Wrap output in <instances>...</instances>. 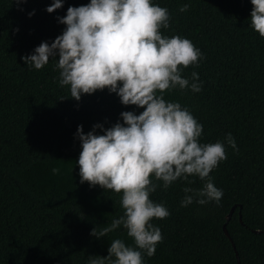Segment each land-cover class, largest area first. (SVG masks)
<instances>
[{"label": "trees", "instance_id": "1", "mask_svg": "<svg viewBox=\"0 0 264 264\" xmlns=\"http://www.w3.org/2000/svg\"><path fill=\"white\" fill-rule=\"evenodd\" d=\"M90 2L63 0L49 13L54 0H0V264H88L89 256L107 257L114 239L136 247L122 225L102 238L90 234L124 214L122 193L80 182L76 133L80 125L85 134L97 124L111 128L123 123L122 112L145 109L123 105L107 88L77 101L70 86H60L58 56L40 70L23 59L63 34L67 26L58 17L70 6ZM151 2L169 12L161 35L186 38L202 53L197 63L179 66L190 84L191 73L199 74L202 90L177 86L163 96L203 126L201 144L224 143L227 159L210 173L223 192L219 203L181 206L185 187H203L198 176L166 190L152 177L159 187L150 199L170 215L150 221L163 240L154 256L143 253V264H264V38L251 27L254 6L251 0ZM228 133L238 150L228 145ZM234 207L228 238L223 227Z\"/></svg>", "mask_w": 264, "mask_h": 264}, {"label": "clouds", "instance_id": "2", "mask_svg": "<svg viewBox=\"0 0 264 264\" xmlns=\"http://www.w3.org/2000/svg\"><path fill=\"white\" fill-rule=\"evenodd\" d=\"M251 3V27L264 38V0ZM62 7L63 0H54L46 10L53 13ZM189 7L185 4L179 10L186 12ZM32 15L34 12L29 13ZM169 19L168 9L153 5L151 0H91L86 6H70L66 16L58 17L67 26L63 34L51 45L42 42L33 54L23 57L29 67L40 70L50 57L58 56L60 86H70V96L77 101L82 94L107 88L123 105L145 109L139 115L122 112L123 123L108 129L97 124L85 134L83 126H78L80 182L122 193L124 209L110 226L99 231L94 228L90 234L102 238L122 225L136 246L114 239L107 257L89 256L88 264H143V253L155 255L163 236L150 221L170 213L150 199V193L159 187L153 183V176L163 182L165 190L180 178L191 184L188 178L198 176L205 182L198 190L183 189L182 207L194 200L201 205L219 203L223 195L210 173L227 159L224 143L201 144L203 126L178 102H166L163 96L177 86L190 87L193 92L202 90L199 74L191 73L190 84L182 78L179 67L197 63L202 53L186 38L161 35L160 29L169 27ZM96 129L105 134H96ZM226 140L238 150L231 133ZM52 172L56 174L59 169Z\"/></svg>", "mask_w": 264, "mask_h": 264}, {"label": "water", "instance_id": "3", "mask_svg": "<svg viewBox=\"0 0 264 264\" xmlns=\"http://www.w3.org/2000/svg\"><path fill=\"white\" fill-rule=\"evenodd\" d=\"M234 210H235V207L232 208V210L230 211V213L227 215V217H226V224H225L224 227H223L224 233L226 234V236H227L228 238H230V235H229V232H228V230H227V224H228V222L230 221V219H231V217H232V215H233ZM240 221H241V223H242V215H241V214H240ZM255 233L260 234V233H262V232H260V231H256ZM233 247L235 248V246H233ZM238 262H239V260H238Z\"/></svg>", "mask_w": 264, "mask_h": 264}]
</instances>
